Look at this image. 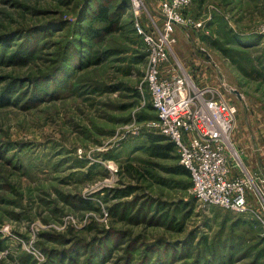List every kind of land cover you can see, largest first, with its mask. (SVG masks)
<instances>
[{"label":"rangeland","instance_id":"obj_1","mask_svg":"<svg viewBox=\"0 0 264 264\" xmlns=\"http://www.w3.org/2000/svg\"><path fill=\"white\" fill-rule=\"evenodd\" d=\"M100 4L111 24L88 17ZM145 6L159 20L160 0ZM190 14L171 61L235 105L231 147L264 179V0H194ZM133 22L131 0H0V264H264L256 193L253 212L204 204L178 152L152 154Z\"/></svg>","mask_w":264,"mask_h":264},{"label":"built area","instance_id":"obj_2","mask_svg":"<svg viewBox=\"0 0 264 264\" xmlns=\"http://www.w3.org/2000/svg\"><path fill=\"white\" fill-rule=\"evenodd\" d=\"M193 1L160 0V21L149 14L145 23V0H131L134 26L148 50L145 82L156 111L149 128L175 143L199 201L235 213L253 212L249 195L254 192L264 202V179L253 175L231 147L235 105L217 87L196 85L181 64L171 61L176 29L197 24L190 14ZM260 220L264 226L263 215Z\"/></svg>","mask_w":264,"mask_h":264},{"label":"trees","instance_id":"obj_3","mask_svg":"<svg viewBox=\"0 0 264 264\" xmlns=\"http://www.w3.org/2000/svg\"><path fill=\"white\" fill-rule=\"evenodd\" d=\"M110 11L111 10L109 9L108 5L100 4V5H97V7L91 9V14L88 17L93 22L102 21V22H109V24H111L113 22V19H112V15H111ZM109 29H110L109 27L106 28V30H109ZM133 29H134L135 33L139 37H141L143 40L142 35H140L135 28L134 22H133ZM107 32H109V31H107ZM99 33H100V29H96L92 25H89L88 27H86V30H85L86 35L85 36H87V38H89V39H94L95 37H97V34H99ZM151 107L154 109L152 104H151ZM152 138H153L152 141L154 142V144L151 146V150H152V154L154 156L164 157V156H167L170 153H173L175 151L178 152V149H177L175 143L172 142L165 135L158 134V135H156V137L153 136ZM178 156L180 159L179 152H178ZM174 172L188 176L192 182L189 169H187L185 166L181 165L180 162H179V165L175 168ZM192 185H193V182H192ZM228 211H230V210H228Z\"/></svg>","mask_w":264,"mask_h":264},{"label":"crops","instance_id":"obj_4","mask_svg":"<svg viewBox=\"0 0 264 264\" xmlns=\"http://www.w3.org/2000/svg\"><path fill=\"white\" fill-rule=\"evenodd\" d=\"M250 156H251V153L248 151V155H246L244 159L242 158L244 165L248 168V170H250V171L252 170L253 173L254 172L259 173L258 169L253 168L254 165H253V162H252V159L250 158ZM259 170L262 172L263 169H259Z\"/></svg>","mask_w":264,"mask_h":264}]
</instances>
